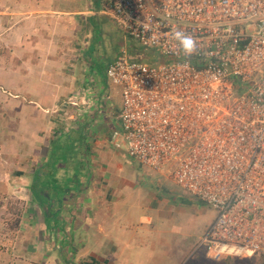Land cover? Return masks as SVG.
I'll use <instances>...</instances> for the list:
<instances>
[{
	"label": "crops",
	"instance_id": "1",
	"mask_svg": "<svg viewBox=\"0 0 264 264\" xmlns=\"http://www.w3.org/2000/svg\"><path fill=\"white\" fill-rule=\"evenodd\" d=\"M0 19V38L13 45V60L4 63L12 67H0V134L13 123L8 140L17 148L8 186L15 198L29 199L11 256L17 259L1 256L0 264H184L196 242L177 238L179 193L164 186L172 176L110 144L122 96L107 84V67L123 52L142 53L129 52L131 41L102 0H0ZM62 152L71 169L63 174ZM207 259L201 250L185 264Z\"/></svg>",
	"mask_w": 264,
	"mask_h": 264
},
{
	"label": "built area",
	"instance_id": "2",
	"mask_svg": "<svg viewBox=\"0 0 264 264\" xmlns=\"http://www.w3.org/2000/svg\"><path fill=\"white\" fill-rule=\"evenodd\" d=\"M102 9L159 57L123 52L108 65L122 96L110 144L156 173L175 164V185L215 211L194 253L264 257V0H102ZM174 31L192 36L191 56Z\"/></svg>",
	"mask_w": 264,
	"mask_h": 264
},
{
	"label": "rangeland",
	"instance_id": "3",
	"mask_svg": "<svg viewBox=\"0 0 264 264\" xmlns=\"http://www.w3.org/2000/svg\"><path fill=\"white\" fill-rule=\"evenodd\" d=\"M2 21L3 20L0 19V36H3L6 32V29H4L6 23H3ZM7 25H12V23H7ZM126 46L129 52L140 51L142 54H152L151 51L143 50L136 43L129 42ZM11 47H13L12 44H6L0 38V67L3 66L12 67V65H4L5 62L7 61L12 62L13 60V54L10 53ZM155 55L156 58L159 60L158 55L157 54ZM160 62H165V60H162ZM0 110L2 111V113L5 111V108L2 107L1 104H0ZM4 116L6 117L7 114L5 113ZM12 126L13 123H10V126H7V128H9L10 130L9 134L7 135L0 134V257L7 256L8 258H12L13 261V259L15 260L17 259L16 257H11L12 253L14 254V252L17 250V247L15 245V238L18 237L21 233H25L23 230L19 231L17 229L20 228V224L22 223L23 211H25V208L29 207V205L28 206L26 205V202L29 201V199H26L25 202V200L23 201V199L20 200L18 198H15L14 196H12V193L9 192L8 185L11 184L12 182L9 181L10 180L9 175L10 176L12 175L11 173H9V171L13 168L12 166L11 167L9 166V161H11L10 155L14 152V150L17 149L14 143L8 140V136L12 137ZM61 154L62 156H58V158L60 159L57 160L59 163L58 171L60 173L66 172L67 170L71 171L69 167L68 156L66 155L68 153L62 152ZM62 158L65 159L62 161ZM175 168H176L175 164L170 165L162 173L166 172L167 175H170L171 177L172 172L175 170ZM80 169H82L81 166H79V170ZM79 170L76 171L77 174L82 171ZM65 174H67L68 177L73 179L71 172ZM165 177L168 178L167 176ZM168 185H172V187L169 190L170 192L175 190L179 193L175 196V200H174L175 201L174 204L177 209V212L175 214L177 238L182 242L186 243V245H190L196 242L192 251H190L187 255H183L184 256L183 260H185V263H187V261L191 260L192 257L196 256V254L198 255L199 252L194 253V249L197 243L199 242L200 238L204 234L202 231V227L205 226L207 220H210L214 216L216 217V213L213 209H211L207 205L201 202L194 201L192 197H190L181 188L173 184V182H171V184H165L164 186L167 188ZM44 196L46 199H48L47 191H45ZM186 197H189L194 202L192 203L185 201ZM21 201L25 203L22 204ZM207 262H208L207 264H223V262H227V264H264V257L261 256H255L252 258L226 257L220 261H213L208 258ZM8 263L15 264V263H10V261H8Z\"/></svg>",
	"mask_w": 264,
	"mask_h": 264
},
{
	"label": "clouds",
	"instance_id": "4",
	"mask_svg": "<svg viewBox=\"0 0 264 264\" xmlns=\"http://www.w3.org/2000/svg\"><path fill=\"white\" fill-rule=\"evenodd\" d=\"M173 39L179 42L184 55L191 56L196 51V42L192 36L185 34L182 31H174Z\"/></svg>",
	"mask_w": 264,
	"mask_h": 264
},
{
	"label": "trees",
	"instance_id": "5",
	"mask_svg": "<svg viewBox=\"0 0 264 264\" xmlns=\"http://www.w3.org/2000/svg\"><path fill=\"white\" fill-rule=\"evenodd\" d=\"M261 257H263V256H261Z\"/></svg>",
	"mask_w": 264,
	"mask_h": 264
}]
</instances>
